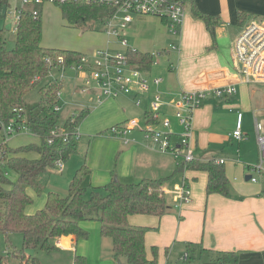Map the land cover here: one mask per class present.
I'll use <instances>...</instances> for the list:
<instances>
[{
  "label": "crops",
  "instance_id": "crops-1",
  "mask_svg": "<svg viewBox=\"0 0 264 264\" xmlns=\"http://www.w3.org/2000/svg\"><path fill=\"white\" fill-rule=\"evenodd\" d=\"M44 4L39 7L40 17ZM197 12L217 17L213 20V31L206 27ZM253 19L264 21V0H185L184 21L176 34L170 33L164 18L132 14L122 36L127 40L128 49L152 55L151 64L140 71L149 80L159 77L161 82L158 85L150 84L147 91L139 94H123L126 96H123L124 99H119L120 95L101 96L97 91L101 101L96 102L94 109L91 112L88 110L80 122L84 120L86 123L94 119L93 127H98L96 131L101 134V138H106L102 133L103 128L124 123L129 116L139 118L144 115L145 122L151 100L159 96V120H169L168 130L173 133L172 142L177 146L182 128L174 115V103L178 101L182 91L230 84L237 88V92L227 98L205 100L191 114L190 144L194 149L195 161L215 163L218 159H224L222 165L229 183L227 196L220 193L207 194L206 171L191 169L187 164L179 163L170 153L153 149L146 144L148 141L139 129L132 130L126 138H120L123 142H117L116 147L123 156L122 163L116 172H105L102 175L105 183L97 185L101 187L115 179L123 183L143 178L162 180L164 196L167 190L171 194V201L165 198L166 211L161 215L127 216L128 224L146 228V255L148 259H153L152 250L155 249L156 264H169L168 255L177 247L184 253L190 250L189 264H192L191 260L195 257L194 264H217L221 252L236 253L237 264H264V186L260 182L246 180L250 172L244 164H250V160L240 155L241 140L234 139L231 134L237 110L243 114L241 129H244L245 132L242 130V133L245 136L248 135V116L251 115L252 125L256 118L251 104L253 89L249 83L243 82L232 58L235 38L243 26ZM11 24L12 21L6 28L14 33ZM112 39L109 36V43ZM117 42L119 44L118 40ZM171 44L175 47L171 48ZM120 47L127 53L125 47ZM154 52H157L156 58ZM157 58L158 62H154ZM130 64L132 67L136 66ZM82 75L85 76V73ZM136 98L140 100L138 104L135 103ZM139 124L142 126L140 121ZM156 126L161 128L158 123ZM232 140L234 144L226 149L224 146ZM256 148L255 163L259 158L258 145ZM82 164L88 167L90 175V167L85 161L79 166ZM90 165H98V162L93 164L90 159ZM52 170L57 173L63 171L58 172L55 168L49 171ZM0 174V185L10 189L4 176L7 173ZM182 181H187L191 199L186 204L176 206L173 189ZM25 211L28 214L34 212L27 208ZM81 224L83 226V222ZM56 239L58 244L54 245L55 248L67 249L77 243L73 235ZM187 244L192 245L189 250Z\"/></svg>",
  "mask_w": 264,
  "mask_h": 264
},
{
  "label": "trees",
  "instance_id": "trees-1",
  "mask_svg": "<svg viewBox=\"0 0 264 264\" xmlns=\"http://www.w3.org/2000/svg\"><path fill=\"white\" fill-rule=\"evenodd\" d=\"M61 16L70 25L80 26L94 20H105L113 12V7L100 3L81 1L56 3ZM9 0H0V19L4 18ZM241 15V14H240ZM206 27L213 31V20L217 17L197 12ZM165 19V18H164ZM167 22V21H166ZM0 29V125L7 126L24 123L25 127L38 136L40 144H27L8 147L0 146L9 152L5 159L8 168L17 173V181L10 189L0 185V233L8 240L9 235L19 232L22 235L21 255L26 251L52 250L51 239L73 235L77 240L86 238L88 232L82 222L95 220L100 223V234L111 240L114 257L121 258L125 264H156V250L153 259H148L144 246L146 228L128 224L129 214L161 215L166 209L161 179L143 178L134 182L111 180L103 186L87 189L83 180L89 174L85 164L79 166L68 182L67 194L49 190L45 192V204L33 213L25 208L33 201L28 189L42 192L40 176L55 168V161H65L77 151V141L70 134L68 141L61 136H51L53 129L72 131L78 127L88 110L75 112L73 116L61 118L54 109L61 82L48 78L52 68L76 63L81 53L73 50L45 47L41 44L42 21L40 15L34 17L30 8L22 11L15 30L13 47L6 48ZM61 56L63 61L57 58ZM127 59L143 71L152 62L150 53L127 49ZM38 87L40 99L32 104L24 100L25 94ZM1 129V128H0ZM51 143H48L49 139ZM35 151L36 159L22 156V153ZM191 169L207 173L206 193H220L227 196L229 183L222 164L212 161H192L187 163ZM189 248L192 247L191 244ZM190 251V250H189ZM189 251L187 253H189ZM14 256L18 253L12 252ZM35 264H40L34 259ZM234 252H221L217 264H237ZM0 264L3 257L0 255ZM72 264H85V258L74 254ZM184 264H189L188 257Z\"/></svg>",
  "mask_w": 264,
  "mask_h": 264
},
{
  "label": "rangeland",
  "instance_id": "rangeland-1",
  "mask_svg": "<svg viewBox=\"0 0 264 264\" xmlns=\"http://www.w3.org/2000/svg\"><path fill=\"white\" fill-rule=\"evenodd\" d=\"M21 0H9V7L5 11L4 18L0 19V29L5 41L6 48L13 47L15 33H11L6 26L10 21L13 22L12 11L15 8H21ZM42 38L41 44L45 47L59 48L66 50L78 51L88 57V61L94 59L95 50L109 48L111 52L121 51L123 55H126L125 49H122L117 40L113 37L109 43V36L107 35V23L104 20H94L87 24H81L80 26L70 25L61 16L60 9L55 4H44L42 10ZM108 49V50H109ZM116 49L115 51H112ZM156 58L157 52L153 53ZM158 62V58L154 60ZM85 76L82 72L75 67L64 66L55 67L50 71L48 78H56L60 80L61 87L56 97V102L60 105L58 114L61 118L69 116L73 112H78L81 109H87L90 112L96 106L98 92L92 82L86 84ZM252 93V108L254 109V115L260 122H264V82H251L249 83ZM38 87H34L29 90L24 100L27 104H32L40 99ZM86 87V88H85ZM119 99H124L123 94H119ZM126 97V96H125ZM138 119L141 125L144 124V115L137 118L136 116H129L127 120ZM251 115L248 116V126L246 133L247 136L239 143L240 155L250 160V164L255 163L257 148H256V135L255 129L250 122ZM94 119L85 123L83 120L77 127V151L73 152L68 159L64 161V169L61 173L56 171H47L41 174L40 182L43 186L42 192H36L33 189H28L29 194L32 196V203L27 206V209L34 210L40 209L45 204V192L53 190L59 193L61 196L67 194V186L70 178L73 176L75 170L79 165L85 161L90 167L91 173L83 180V185L89 189L91 186H97L104 184L102 181V175L105 172L110 173V170L116 172L122 163V154L117 151V142H123L120 138L109 134L108 129L113 126L103 128V135L106 138H101L97 128L93 127ZM115 125V124H114ZM0 144L3 143V139L7 138V146L14 148L21 145H27L31 143L40 144V139L32 135L29 131H21L20 133L7 134L5 128L0 126ZM108 128V129H107ZM107 129V130H106ZM102 130V129H101ZM243 132L244 129H242ZM107 133V134H106ZM109 134V135H108ZM234 141L228 142L224 147H231ZM236 146L234 147V149ZM244 152V155L242 154ZM9 157V152L5 151L4 147L0 146V157ZM22 156L31 160L38 158L39 154L35 151H29L22 153ZM98 162V165H90ZM0 172L5 174L7 182L14 184L17 181V173L8 168L5 164V159L0 158ZM1 175V174H0ZM8 184V186H9ZM165 198L171 201V194L169 190L165 192ZM83 228L88 232L86 238H79L76 245H72L67 249L53 248L49 251L34 250L26 251L21 255L22 251V235L19 232H14L9 235L7 239L2 233H0V255L3 257V262L6 264H35L36 259L40 264H72L74 254L83 256L85 258V264H117L111 248V240L103 237L100 234V223L95 220L84 221ZM177 247L171 251V255H168L169 264H184V260L181 258L182 250ZM16 252L15 256L11 254ZM19 251V252H18ZM196 258V257H195ZM194 259L191 263L194 264Z\"/></svg>",
  "mask_w": 264,
  "mask_h": 264
},
{
  "label": "built area",
  "instance_id": "built-area-1",
  "mask_svg": "<svg viewBox=\"0 0 264 264\" xmlns=\"http://www.w3.org/2000/svg\"><path fill=\"white\" fill-rule=\"evenodd\" d=\"M72 1H81L87 4L100 3L113 7L112 14L104 20L107 23L106 32L109 36L115 37L119 41L120 46L126 49H128V43L122 36V31L131 21L132 14H147L165 18L168 30L172 34H176L179 31L185 17V0H21V8H15L11 12L14 16L11 29L15 33L19 16L27 7H31L30 11L36 18L40 15V5L44 3L56 4ZM170 47L174 48L175 45L171 44ZM94 54L95 57L91 61H88L86 55L81 54L79 60L69 66L75 67L85 73V75L87 74L86 84L92 82L101 96L116 97L119 94L127 95L133 92L139 94L147 91L150 84L158 85L161 82L159 77L149 80L139 69L132 67L127 59V54L123 55L121 51L111 52L108 49H97ZM232 58L233 64L243 82H264V21L253 19L243 26L233 42ZM57 60L59 62L63 61L61 56ZM236 92L237 88L231 84L193 91H182L178 101L174 103V115L182 128L177 146L172 142L173 133L168 130L169 120L167 118H160L159 120L161 107L159 96H155L151 100L149 111L142 126H140L137 119H131L110 127L108 131L109 134L118 138H126L132 130H142L144 138L148 141L146 142L147 145L159 152L170 153L178 159L179 163L187 164L196 159L194 149L190 144L192 112L199 108L207 99H224ZM100 101L101 98H98L97 102ZM139 101V98L135 99L136 104ZM59 108L60 105L58 104L54 107L56 110ZM73 115L74 113L71 114V116ZM242 116V111L237 110L235 127L231 132L232 137L238 141L245 136L241 129ZM156 123L160 124L161 128L157 127ZM253 126L259 149V158L256 163L244 164V166L249 169V181L253 183L260 182L264 186V122L254 118ZM4 128L7 134L28 130L24 123L17 125L10 123ZM50 134L51 136H61L63 142L68 141L70 134L75 140H77L79 135L77 127L72 131L53 129ZM6 141L7 138H4L1 144L6 143ZM51 142L52 139L50 138L48 143ZM215 163L223 164L224 159H218ZM63 168V160L58 159L55 161V169L58 172H61ZM173 197L176 201V206L190 202L191 193L187 181H182L174 187ZM51 243L57 245V239H51ZM187 257L188 253L185 252L181 258L186 260Z\"/></svg>",
  "mask_w": 264,
  "mask_h": 264
},
{
  "label": "water",
  "instance_id": "water-1",
  "mask_svg": "<svg viewBox=\"0 0 264 264\" xmlns=\"http://www.w3.org/2000/svg\"><path fill=\"white\" fill-rule=\"evenodd\" d=\"M249 179V177H246V180ZM117 264H122V262L120 261V259H117Z\"/></svg>",
  "mask_w": 264,
  "mask_h": 264
}]
</instances>
